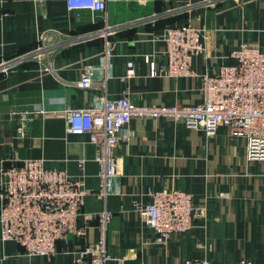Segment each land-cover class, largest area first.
<instances>
[{
  "label": "crops",
  "instance_id": "0c3cea01",
  "mask_svg": "<svg viewBox=\"0 0 264 264\" xmlns=\"http://www.w3.org/2000/svg\"><path fill=\"white\" fill-rule=\"evenodd\" d=\"M188 24L206 36L205 51L193 57L189 75H168L160 36L165 28ZM46 33L76 40L50 64L27 58ZM242 44L264 46V0H107L105 11L96 13L71 12L65 0H0V63L18 60L0 72V161L42 159L45 170L65 172L88 191L79 220L83 234L72 239L70 251L58 243L52 258L29 256L17 243L0 239V264H75L73 250L97 242V215L105 210L112 214L107 264L202 258L213 264L242 258L264 264V160L247 158L245 139L223 125L207 136L169 117L133 118L130 138L115 149L114 192L100 199L97 149L87 133L68 132L64 118L66 108H87L105 95L124 93L138 105H196L202 100L201 77L234 64L230 54ZM105 50L111 54L105 89L76 87L83 68L97 66ZM128 62L134 77L126 79ZM34 107L45 113L21 134L18 117L10 112ZM150 189L189 194L202 216L185 233L158 242L135 209L136 203L150 202Z\"/></svg>",
  "mask_w": 264,
  "mask_h": 264
},
{
  "label": "built area",
  "instance_id": "2783aa9c",
  "mask_svg": "<svg viewBox=\"0 0 264 264\" xmlns=\"http://www.w3.org/2000/svg\"><path fill=\"white\" fill-rule=\"evenodd\" d=\"M65 1L71 12H104L107 3V0ZM191 6L194 4L190 3ZM203 37L206 36L202 30L191 24L164 29L160 38L166 44L164 54L168 60V75L191 73L193 57L205 51ZM75 40L63 33L43 34L37 47L26 57L50 64L54 55ZM230 56L234 64L222 65L216 74L201 77L202 100L196 105H138L124 93L112 98L105 95L100 102L87 108L64 110L67 131L87 133L90 143L97 149L98 198L106 199L114 192L119 176L115 149L120 141L130 138L128 125L133 118L169 117L191 130H202L207 136H213L217 127L223 125L232 136L245 139L249 160H264V46L242 44ZM16 63L18 60L1 62L0 72ZM110 76L111 54L105 50L98 65L83 68L80 79L74 85L81 89L92 86L105 89ZM132 77L134 66L128 62L125 78ZM44 113L41 107H34L12 110L10 116L18 117V131L23 134L27 124ZM87 194L81 181L70 178L65 172L45 170L42 159H24L19 164L0 161L1 241L17 243L29 256L52 258L58 252V243L62 244V251H70L72 239L83 234L79 220ZM147 195L150 202L136 203L135 209L144 224L155 232L160 243L172 235L185 233L192 227L193 221L202 216V210L193 206L192 197L185 192L150 189ZM111 218V212L106 210L98 213L99 238L94 244L86 243L82 248L73 250L75 264H107L110 256L107 253L106 230ZM183 264L213 263L202 258L185 260ZM234 264L252 262L242 258Z\"/></svg>",
  "mask_w": 264,
  "mask_h": 264
}]
</instances>
